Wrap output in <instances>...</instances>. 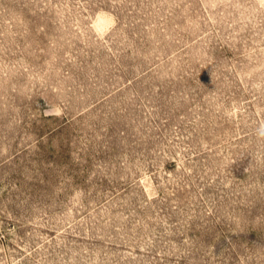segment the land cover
Listing matches in <instances>:
<instances>
[{
  "label": "rangeland",
  "instance_id": "1",
  "mask_svg": "<svg viewBox=\"0 0 264 264\" xmlns=\"http://www.w3.org/2000/svg\"><path fill=\"white\" fill-rule=\"evenodd\" d=\"M0 264H264V0H0Z\"/></svg>",
  "mask_w": 264,
  "mask_h": 264
}]
</instances>
